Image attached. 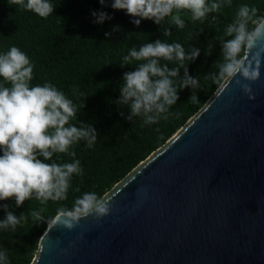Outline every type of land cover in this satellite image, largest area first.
Returning a JSON list of instances; mask_svg holds the SVG:
<instances>
[{"label":"water","instance_id":"95a60500","mask_svg":"<svg viewBox=\"0 0 264 264\" xmlns=\"http://www.w3.org/2000/svg\"><path fill=\"white\" fill-rule=\"evenodd\" d=\"M264 33V23L256 26ZM264 37L250 100L230 77L166 143L99 199L107 215L60 212L30 264H264ZM260 53L257 56V53ZM73 215H78L73 213Z\"/></svg>","mask_w":264,"mask_h":264},{"label":"trees","instance_id":"16d2710c","mask_svg":"<svg viewBox=\"0 0 264 264\" xmlns=\"http://www.w3.org/2000/svg\"><path fill=\"white\" fill-rule=\"evenodd\" d=\"M112 2L105 0L102 5L99 0H51L54 12L44 19L18 6H10L8 0H0V53L11 46L25 52L35 65L32 84L50 82L77 107L83 104L73 123L91 124L98 133L94 147L89 148L81 141L72 149L75 157L59 154L57 163L79 159L84 169L82 176H73L67 199L42 203L33 197L20 207L14 198L0 201V205L9 204V210L17 216L23 214L15 232L11 228L0 229V250L7 251L9 264H30L34 258L39 238L47 226L36 213L51 220L60 212H76V201L86 192L95 193L99 200L206 104L227 77H219L225 63L220 41L231 39L225 36V29L233 21L239 5L248 4L258 10L250 28H256L259 18L264 16V0H232L230 7L225 3L220 12L210 13L203 23H192L190 14L182 13L186 21L184 29L163 22L157 25L147 19L136 26L132 20L139 17L128 15L126 10L113 9ZM93 10L107 12L113 18L102 24L94 23ZM117 25L120 29L113 31ZM165 26L172 32L170 36L163 35ZM156 39L181 43L186 50L190 46L200 50L194 61L185 62L189 75L197 77L200 86L195 90L179 89V99L171 107L169 118L145 125L140 117L127 120L128 106L117 103L123 74L137 68L136 64L121 66V59L132 46L138 49ZM244 54L242 50L240 59ZM183 73L181 68V77ZM3 83L0 78V84ZM193 91L198 97L195 103L190 99ZM4 218L5 210L0 208V220Z\"/></svg>","mask_w":264,"mask_h":264},{"label":"clouds","instance_id":"9594fccd","mask_svg":"<svg viewBox=\"0 0 264 264\" xmlns=\"http://www.w3.org/2000/svg\"><path fill=\"white\" fill-rule=\"evenodd\" d=\"M104 4L105 0H99ZM10 6L31 11L41 18L53 14L55 6L51 0H8ZM229 7L232 0H113L111 7L126 10L132 23L139 26L142 19L152 20L155 24L174 25L184 29L186 25L182 13L190 14L192 23H203L210 13L220 12L222 6ZM257 8L248 4L239 5L233 21L227 25L221 51L225 63L219 77H230L229 83L241 87L250 100L255 99L250 83L260 78L261 61L245 64L240 59L242 50L257 46L264 33L249 25L257 17ZM94 23L102 24L113 17L104 11L93 10ZM264 23V16L259 18ZM117 25L113 31H118ZM163 35L172 32L165 26ZM106 33L105 35H110ZM264 52V48H260ZM259 52L257 56H259ZM200 55L196 47L188 50L178 42L168 43L161 39L145 42L138 49L132 46L121 59V66L136 64L134 71L123 74L118 104L127 105L130 114L125 118L132 121L140 117L145 125L167 120L170 109L179 99L178 90L191 87L199 88L197 77L189 75L186 61H194ZM139 63H133V62ZM162 61L164 63H162ZM173 65L169 67V65ZM34 63L16 46L0 53V201L15 199L20 207L33 197L42 203L67 199L73 176H82L84 169L79 159L72 162L57 163L59 154L75 157V145L85 142L89 148L95 146L97 130L88 123L77 126V113L83 107L74 103L65 93L50 82L33 85ZM183 68V77L180 69ZM10 85V86H6ZM195 103V91L190 96ZM124 115V113H120ZM38 157H43L40 159ZM55 157V158H54ZM46 161H51L47 163ZM78 191V189H77ZM78 215L69 213L71 219H64L62 225L68 229L75 227L79 216L93 212L98 216L107 215L109 208L101 203L95 193H84L76 201ZM9 204L0 205L5 210V218L0 220V229L11 228L16 231L23 219L9 210ZM0 264H9L6 250H0Z\"/></svg>","mask_w":264,"mask_h":264},{"label":"rangeland","instance_id":"374dc122","mask_svg":"<svg viewBox=\"0 0 264 264\" xmlns=\"http://www.w3.org/2000/svg\"><path fill=\"white\" fill-rule=\"evenodd\" d=\"M73 213H77V212H73Z\"/></svg>","mask_w":264,"mask_h":264}]
</instances>
